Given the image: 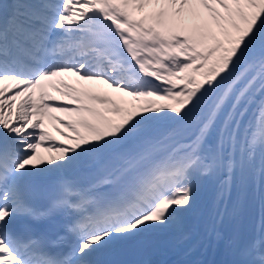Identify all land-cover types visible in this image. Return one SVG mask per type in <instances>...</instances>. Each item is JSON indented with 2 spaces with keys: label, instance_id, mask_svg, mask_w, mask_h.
Wrapping results in <instances>:
<instances>
[{
  "label": "snow or ice",
  "instance_id": "1",
  "mask_svg": "<svg viewBox=\"0 0 264 264\" xmlns=\"http://www.w3.org/2000/svg\"><path fill=\"white\" fill-rule=\"evenodd\" d=\"M46 118L71 141L47 158ZM207 177L258 184L264 227V0L0 3V264H111ZM242 255L264 264V238Z\"/></svg>",
  "mask_w": 264,
  "mask_h": 264
},
{
  "label": "bare ground",
  "instance_id": "2",
  "mask_svg": "<svg viewBox=\"0 0 264 264\" xmlns=\"http://www.w3.org/2000/svg\"><path fill=\"white\" fill-rule=\"evenodd\" d=\"M161 103H163V102H161ZM54 124H55L54 121H48L47 126H45V127L51 133V135L54 137L55 143H59L61 141L64 144L71 143V141L65 140L64 137L60 136L55 131L54 126H52ZM65 131H67V129H65ZM48 148H51V147L50 146L44 147L42 145L39 148V150L41 152L40 155L43 156V157H45V158H47V157H50V156H55L57 154L56 151H55V149H52L51 151H48V150H46ZM204 188L206 189L204 199L205 200L210 199V201H209L210 203L207 206V208L210 207L211 205H213L212 206V209L217 208L220 205V203L222 202L221 201L222 199L218 196V193L220 191V186H219L218 180L216 178H213V177H207V178L203 179L201 181V183H200V188H199V192L197 194L196 200L198 198H200L201 195L204 193V191H203ZM251 189H252V194L253 195H257L259 193V191H260V188H259V185L258 184H251ZM197 211L201 215L202 214L203 215H206L207 214L206 212L203 213L201 209H198ZM209 212H210V214H212L211 210Z\"/></svg>",
  "mask_w": 264,
  "mask_h": 264
}]
</instances>
